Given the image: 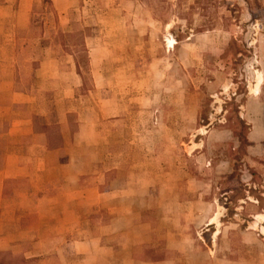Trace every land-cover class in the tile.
Returning <instances> with one entry per match:
<instances>
[{
    "label": "rangeland",
    "instance_id": "obj_1",
    "mask_svg": "<svg viewBox=\"0 0 264 264\" xmlns=\"http://www.w3.org/2000/svg\"><path fill=\"white\" fill-rule=\"evenodd\" d=\"M20 3L28 13L0 18V74L28 93L19 112L44 134L48 166L72 157L74 169L89 171L80 184L114 195L104 217L123 198L142 219L174 218L177 237L188 240L184 264H264V223L251 216L264 209V159L250 157L264 145L248 140L249 121L264 112L242 109L244 74L264 71V0ZM61 33L84 35L88 74H78ZM11 115L0 117V167L6 152L26 153L32 143L6 134ZM14 183L38 197L26 178ZM216 203L223 215L212 255L218 228L207 218ZM25 219L3 226L25 229ZM144 230L131 227L129 236Z\"/></svg>",
    "mask_w": 264,
    "mask_h": 264
},
{
    "label": "crops",
    "instance_id": "obj_2",
    "mask_svg": "<svg viewBox=\"0 0 264 264\" xmlns=\"http://www.w3.org/2000/svg\"><path fill=\"white\" fill-rule=\"evenodd\" d=\"M12 1L0 0V18L13 16L20 19L28 13L30 4L22 8V0L16 4ZM244 81L247 100L242 105L243 111L258 108L264 112V71L256 69L253 74H244ZM5 95H8L6 100L2 97ZM26 101L28 93L15 86L12 75L0 74V117L6 111L12 114L6 134L26 137L32 141L26 153L18 150L6 152L0 167V253L9 254L5 258L0 257V264H184L183 260L189 256L185 253L188 240L177 237L180 230L176 225L179 223L174 218L160 215L155 219H142L139 208H124L123 198L104 217L101 211L105 212L114 195L98 185L80 184V176L89 171L79 167L74 169L75 161L72 157L54 169L48 166L51 151L45 148L44 134L34 133L30 119L19 112V106ZM263 121L264 113L260 114L259 120L249 121L250 143L263 142L264 145ZM80 132L81 128L78 134ZM250 146L256 149L255 145ZM45 152L47 158L42 156ZM57 152L53 150L52 155ZM255 155L250 157L264 159V151ZM257 164L264 167L262 162ZM24 178L32 184L33 191H38V197L28 198L26 186L14 183ZM61 179L65 181L61 183ZM7 186L9 195L4 198ZM247 203V200H241V204ZM149 207L150 201L146 208ZM217 207L218 203L207 218V226L213 230L218 228L216 232H211L215 236L213 249L208 247L212 255L217 253V236L222 226L223 214H215ZM133 211L135 215L132 217L130 214ZM16 212H19L17 216ZM251 216L258 222V226L264 223L263 208ZM23 217L28 222L25 229L10 231L3 226L4 219L16 218L20 224L24 222ZM217 221L220 226H216ZM131 227L146 230L142 236L131 237L129 232L132 229L128 231ZM261 227L264 232V226ZM124 234H127L125 240L122 239ZM192 242L197 243L199 240Z\"/></svg>",
    "mask_w": 264,
    "mask_h": 264
},
{
    "label": "trees",
    "instance_id": "obj_3",
    "mask_svg": "<svg viewBox=\"0 0 264 264\" xmlns=\"http://www.w3.org/2000/svg\"><path fill=\"white\" fill-rule=\"evenodd\" d=\"M76 34L78 35V33H61L59 35V38H61L64 41V48L71 50L72 53L74 54V60L78 74L80 75L88 74V70H89L88 53L84 42V35L81 36V38H78L76 37ZM32 128L33 131L40 130L36 126H34L33 122H32ZM41 129L45 131L46 127H42ZM238 137L240 140L239 135Z\"/></svg>",
    "mask_w": 264,
    "mask_h": 264
},
{
    "label": "bare ground",
    "instance_id": "obj_4",
    "mask_svg": "<svg viewBox=\"0 0 264 264\" xmlns=\"http://www.w3.org/2000/svg\"><path fill=\"white\" fill-rule=\"evenodd\" d=\"M167 44H168L169 46H172V44H173V39H172L171 37H168V38H167ZM257 81H259V77L257 78ZM253 90H255V89H253ZM262 231H263V229H262Z\"/></svg>",
    "mask_w": 264,
    "mask_h": 264
}]
</instances>
